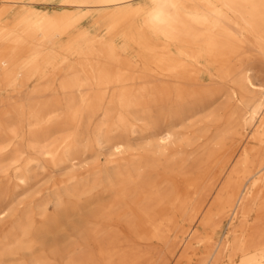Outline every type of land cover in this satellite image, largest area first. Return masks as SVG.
I'll return each mask as SVG.
<instances>
[{"label": "bare ground", "instance_id": "6f19581e", "mask_svg": "<svg viewBox=\"0 0 264 264\" xmlns=\"http://www.w3.org/2000/svg\"><path fill=\"white\" fill-rule=\"evenodd\" d=\"M20 3L0 23V220L12 180L62 178L0 264H264V0ZM45 45L74 63L33 92Z\"/></svg>", "mask_w": 264, "mask_h": 264}, {"label": "rangeland", "instance_id": "374dc122", "mask_svg": "<svg viewBox=\"0 0 264 264\" xmlns=\"http://www.w3.org/2000/svg\"><path fill=\"white\" fill-rule=\"evenodd\" d=\"M1 5L2 3L0 2V6ZM10 6H11L10 11L6 13L4 16H2V18H0L1 24H4L8 22L9 20H13L16 17L24 14V11L22 10L23 5L20 3V0H12V3L10 4ZM34 9H36L37 12H39V14H48V13L63 12V11L71 10V8L64 7L62 5V2L53 4V5L40 4V5H36ZM84 17L86 18L87 16H84ZM48 52H55V50L52 49V47L45 45L41 52V58H40L41 60H39L40 70L30 73V75L28 76V79H26L28 80L27 88L30 91L34 92L35 88L41 87V81L43 80L44 77L48 78V80L50 81L54 80L56 77L57 80L59 81L60 79L67 77L71 74L70 67L71 65H73L74 60L72 59L68 60L67 59L68 56L61 54L60 57L55 58L56 59L55 62L50 63V61L52 60L54 61V58H52L53 56L51 55V53H48ZM44 53H48L46 55L47 57L45 58L43 57ZM262 64L264 63L262 62L258 63L256 61L252 63V66L255 67V69L257 70V73H258L257 76L260 75L261 79L263 80L264 79V73H263L264 65ZM59 69H61L62 71L60 73H56V71H58ZM13 81L14 79H12V82ZM10 84H8L7 86L0 87V112H1V109L4 107V105H2V100L5 98H8L7 97L8 95L6 94L7 90H9L10 87H13V86H10ZM17 110L19 109L14 108L12 112L18 113L19 111ZM100 117L101 116L99 114L95 118V120L96 121L99 120ZM213 136H214V132H209L206 135L208 139H212ZM132 142L139 143L141 142V140L136 141L132 139ZM88 152L89 153H87V155L90 158L89 161H91L92 159L91 155L93 154L95 155L97 152L92 150L91 147H89ZM105 159H106L105 155H101L99 157V161H101L102 164L105 163L106 161ZM40 173L41 174H40L39 179H37L36 181H34L32 184H30L28 187L24 189L17 186L16 182L12 180L13 182L10 186L11 190L14 191V197L11 203L12 213L11 215L7 214L6 216L3 217L4 218L3 220H0V236L9 232L12 229V226H15V221L18 218L23 217V215H25L29 211H32V210L37 211L41 207H46L49 210V212H53V204L47 202V199L54 189L53 183L56 181V179L62 178V176L59 173L53 174L52 172L42 174V172L40 171ZM41 204H45V205L43 206ZM0 206L2 205L0 204ZM132 239H133V243L135 244V246L139 248L144 247V244L142 243V241H139L138 239L129 238L126 240L130 241ZM90 247L94 248V246H90ZM87 249L89 248L85 247V245H81L79 248V250H87Z\"/></svg>", "mask_w": 264, "mask_h": 264}, {"label": "clouds", "instance_id": "9594fccd", "mask_svg": "<svg viewBox=\"0 0 264 264\" xmlns=\"http://www.w3.org/2000/svg\"><path fill=\"white\" fill-rule=\"evenodd\" d=\"M152 22H155V20L153 19V21Z\"/></svg>", "mask_w": 264, "mask_h": 264}]
</instances>
